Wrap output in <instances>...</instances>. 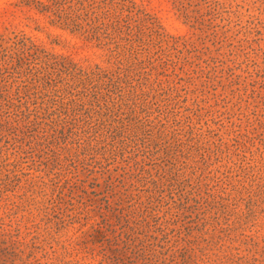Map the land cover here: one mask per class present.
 <instances>
[{"label":"rangeland","instance_id":"1","mask_svg":"<svg viewBox=\"0 0 264 264\" xmlns=\"http://www.w3.org/2000/svg\"><path fill=\"white\" fill-rule=\"evenodd\" d=\"M0 264H264V0H0Z\"/></svg>","mask_w":264,"mask_h":264},{"label":"trees","instance_id":"2","mask_svg":"<svg viewBox=\"0 0 264 264\" xmlns=\"http://www.w3.org/2000/svg\"><path fill=\"white\" fill-rule=\"evenodd\" d=\"M77 31H78L77 29L73 30V32H77ZM63 65H64V67H67V70L70 69V66H67V63H64ZM74 65H75L74 67L77 68V65L76 64H74Z\"/></svg>","mask_w":264,"mask_h":264}]
</instances>
